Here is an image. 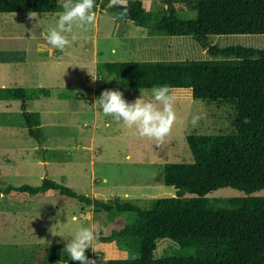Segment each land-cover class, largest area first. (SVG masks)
<instances>
[{"label":"rangeland","instance_id":"rangeland-1","mask_svg":"<svg viewBox=\"0 0 264 264\" xmlns=\"http://www.w3.org/2000/svg\"><path fill=\"white\" fill-rule=\"evenodd\" d=\"M141 1L154 19L169 8L167 0ZM173 1L178 16L196 18V13L180 4L182 0ZM60 2L70 5L72 0ZM95 13V23L76 29L77 38L63 51L46 43L43 33L54 26L51 16L0 14V84L6 89L36 93L27 107L41 113L38 131L43 144L40 148L30 134L22 116V102L10 96L1 98L8 94L7 90L0 91V100H5L0 107V264L58 263L67 254L63 253L65 244L83 226H93L97 233L89 260L117 257V248L97 239L122 229L130 219V215H108L59 193L10 197L2 193L8 186H40L47 178L71 187L78 195L105 202H132L149 210L157 200L176 196L177 190L162 181V166L193 162L187 142L190 135L236 132V109L217 102L174 99L176 119L162 141L141 137L135 126H125L114 116L104 115L93 103L105 89H119L129 103L142 95L146 101L152 100V95L151 90H122L115 79L108 82L112 76L98 71L101 63L233 58L213 57L191 37L140 30L99 6ZM207 44L209 48L264 50V35L215 36ZM4 57L10 58L7 64L2 63ZM58 83L60 89H52ZM42 88L52 89V96H44ZM195 114L202 118L193 126ZM248 197H264V190L249 195L225 188L207 195L212 206L228 209L232 208L230 200ZM178 250L173 240L162 239L154 257L174 256Z\"/></svg>","mask_w":264,"mask_h":264},{"label":"trees","instance_id":"trees-1","mask_svg":"<svg viewBox=\"0 0 264 264\" xmlns=\"http://www.w3.org/2000/svg\"><path fill=\"white\" fill-rule=\"evenodd\" d=\"M167 2L169 8L156 19L141 0H95L94 11L99 6L155 35L191 37L211 56L233 60L101 63L98 71L114 77L122 90H151L167 84L175 99L229 104L237 111L236 132L190 135L187 142L193 162L162 166V181L177 190L176 196L157 200L149 210L132 202L78 195L47 178L40 186L10 185L2 193L10 197L59 193L108 215H130L122 229L97 239L117 248L119 255L100 258L96 264H264V197L230 200L231 209L216 208L207 199L225 188L249 195L264 190V50L209 48L207 44L215 36L264 35V0L180 1L187 11L196 13L194 19L178 16L176 1ZM65 6L60 0H0V14L52 13ZM41 93L51 96L49 89ZM35 94L16 89L1 97L22 102V116L33 137L32 119L38 128L42 122L41 113L27 107ZM166 238L177 243L179 250L174 256L156 259L157 243ZM86 256L90 257V248ZM75 262L64 254L55 264Z\"/></svg>","mask_w":264,"mask_h":264},{"label":"clouds","instance_id":"clouds-1","mask_svg":"<svg viewBox=\"0 0 264 264\" xmlns=\"http://www.w3.org/2000/svg\"><path fill=\"white\" fill-rule=\"evenodd\" d=\"M95 0H72L59 12H42L43 18L51 16L54 26L48 27L45 35L46 43L63 51L71 41L77 38L76 29L91 26L95 23ZM30 17L35 18L36 12ZM71 37V39L69 38ZM114 78H107L111 82ZM152 100L146 101L143 95L134 102L124 99L119 89H105L95 99L93 105H98L104 115H111L123 125L135 126L141 137L153 138L162 141L170 132L176 119L173 110L175 99L169 85H154L151 89ZM200 114L192 116L191 124L196 126L201 119ZM97 233L93 226L81 227L72 239L65 244L63 253H67L70 261H79L80 264H96L86 256V250L93 249V242Z\"/></svg>","mask_w":264,"mask_h":264},{"label":"crops","instance_id":"crops-1","mask_svg":"<svg viewBox=\"0 0 264 264\" xmlns=\"http://www.w3.org/2000/svg\"><path fill=\"white\" fill-rule=\"evenodd\" d=\"M38 51H41V50L38 48ZM6 52L7 51H4V54H6ZM40 56H41V54H40ZM37 58H38V56H37ZM9 60H10V58L4 57L2 63L3 64H7ZM58 85H59V83L58 84H55V87H53L52 89H57V87L60 89V87ZM5 87H6L5 84H0V91L11 90V89H6ZM42 89H44V88H42ZM52 89H49V90L51 91ZM51 96H52V93H51ZM13 101H15V99ZM4 104H5V100H0V107L4 106Z\"/></svg>","mask_w":264,"mask_h":264},{"label":"water","instance_id":"water-1","mask_svg":"<svg viewBox=\"0 0 264 264\" xmlns=\"http://www.w3.org/2000/svg\"><path fill=\"white\" fill-rule=\"evenodd\" d=\"M31 127H32V130H33L34 138L36 139L39 147L42 148L43 144L40 141L39 131H38V127H37V123H36L35 119H32ZM41 154L44 155L43 149H41Z\"/></svg>","mask_w":264,"mask_h":264}]
</instances>
